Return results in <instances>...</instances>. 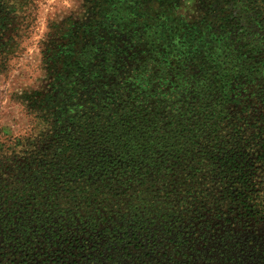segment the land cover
<instances>
[{
  "label": "trees",
  "instance_id": "trees-1",
  "mask_svg": "<svg viewBox=\"0 0 264 264\" xmlns=\"http://www.w3.org/2000/svg\"><path fill=\"white\" fill-rule=\"evenodd\" d=\"M83 11L41 44L45 86L17 96L28 128L0 134V253L55 243L64 222L71 242L100 241L107 199H132L118 201L148 264L176 262L207 209L264 217V0H85ZM20 21L0 0L2 72Z\"/></svg>",
  "mask_w": 264,
  "mask_h": 264
},
{
  "label": "rangeland",
  "instance_id": "rangeland-1",
  "mask_svg": "<svg viewBox=\"0 0 264 264\" xmlns=\"http://www.w3.org/2000/svg\"><path fill=\"white\" fill-rule=\"evenodd\" d=\"M17 8H20V30L21 35L18 40L20 43L17 51L11 56L10 68L8 71H0V134L16 135L20 131L28 128L29 119L25 111L17 102V96L24 91L39 90L45 86V74L42 70V42L46 34L50 32L51 26L67 21L70 15L79 17L83 14L85 0H10ZM187 17L194 16V5L188 6ZM264 183V179L262 180ZM262 196V192L260 193ZM264 195V192H263ZM192 194L190 203H196ZM138 204V203H137ZM116 210V209H114ZM202 215L211 219L209 226H201L206 235L197 243L194 250L216 252L212 253L209 258L220 259L222 261H202L203 264H264V223L259 226L247 224L243 215L233 210V213L217 214L213 209H207ZM125 230L131 227L130 222L125 223ZM124 232L123 229H120ZM184 234L186 231H183ZM182 246L186 249L191 245V239ZM224 240V241H221ZM221 241V242H220ZM216 242H219L216 243ZM229 246L217 251L222 243ZM235 244L236 246H233ZM67 246V245H66ZM31 247V246H30ZM33 248V247H31ZM60 256H54L52 263L64 261L67 254L62 253ZM83 247L76 248L72 251L71 262L77 264L82 258ZM224 252L225 255H220ZM43 257L40 260H46ZM225 260V261H224ZM201 263V262H200ZM201 263V264H202ZM0 264H19L9 256Z\"/></svg>",
  "mask_w": 264,
  "mask_h": 264
},
{
  "label": "flooded vegetation",
  "instance_id": "flooded-vegetation-1",
  "mask_svg": "<svg viewBox=\"0 0 264 264\" xmlns=\"http://www.w3.org/2000/svg\"><path fill=\"white\" fill-rule=\"evenodd\" d=\"M107 199V198H104ZM140 199V200H138ZM118 200H122V202H124V204L126 205L128 202L131 203L132 199H129L127 197H122V199H118ZM117 199H112V202H109L108 199L105 200L104 205H108L110 207H108L109 209V213L103 211V216H110V218H112V220H108L109 223H105V225L107 226L108 231H106L104 233V237L106 238H101L100 241H95V242H85V241H80L77 242H71L70 239L72 236H76V229L73 226L74 223L73 222H64L63 225H60L58 227H55V234H56V238L57 241L55 243H51V244H44V246L39 245L38 241L34 240H30L29 243L26 242L28 241L25 239V241L23 242V245L26 244L29 247V250L27 248L24 247V249H21L20 254L18 255H10L7 252H2L0 253V263L3 262L4 259H7V256H9L11 259H13V261L15 262V260L18 262L19 264H54L52 263V258L54 256H60L61 253V249H63L62 253H66V259L64 261L61 262H57V264H73L71 262V259L73 257V255H71L72 251L76 248H81L83 247L84 252H82V258L80 259L79 262H77V260H75V262L77 264H148L146 263L148 258L145 257H141L140 255H137L139 253H144L146 252V248L145 247H150L149 243L147 241H143L141 238L135 240L133 235H132V225L128 230H125V223H129L130 220H132V218L130 217H123V212H121V208H126L125 210L129 211L127 209V207H125V205L123 204H119V201ZM136 200V202H135ZM141 200H145L142 197H134V202H132L133 204H139L141 202ZM146 201L150 204V205H146L145 207L147 209H151V200H147ZM115 205H120L119 207H114ZM124 206V207H122ZM116 209V210H114ZM214 210V209H213ZM235 211V209H233ZM210 211V210H209ZM224 213L225 215L228 214V212L233 213V211H228L226 208H224ZM118 212V213H116ZM215 212V211H214ZM239 212V211H236ZM115 213V214H113ZM240 213V212H239ZM94 214H96V212H94ZM199 217H203L202 221H203V226H209V224L211 223V219L210 218H206L205 216H203L202 214ZM196 216V218H199ZM244 219L247 220V224L253 225V226H259L261 224L264 223V217H258L256 220L251 219L250 217H243ZM186 225H189V222L185 221ZM130 224H132L130 222ZM96 226V225H95ZM93 226V227H95ZM159 227V229H162L163 227L161 225H159V222L155 225L154 228ZM181 228V227H180ZM96 229V228H95ZM94 228H92L93 231H95ZM120 229H123L124 232H121ZM173 236L175 237V234L180 233V231H176V229H173ZM184 231V230H183ZM182 231V233L184 234V232ZM186 231V230H185ZM160 233V232H159ZM187 233V231H186ZM185 233V234H186ZM200 233L202 234V237H200L199 239H195L196 241L190 242V246L187 248L186 253H184L186 251V249L182 246V244H186L189 242V240H184L186 239H190L188 237H185L182 239H177V244L179 245L177 247V251L181 252V255L176 257L175 259H177L176 262H179V264H201L202 261H207V259H209L210 255L212 253H216L213 252V250H210L211 253L207 254V252L210 251H202L199 252L198 250H194V247L197 245V243L199 241H201V239L204 237V235H206V232L203 231L202 227H201V231ZM123 234H126L127 236V240L121 243H118L116 240H113V238H116V236H122ZM162 234V233H161ZM184 234V235H185ZM107 237H109L108 240ZM123 237V236H122ZM89 238V236H86L85 239L87 240ZM112 238V239H111ZM130 238H132L133 240H131ZM196 238V237H195ZM62 240V241H61ZM224 241V240H221ZM220 241V242H221ZM21 242V244H22ZM152 243V242H151ZM182 243V244H180ZM219 244V242H216ZM15 245V243H13L12 241L9 242V245ZM127 244V245H126ZM168 244V241L165 242L163 240V247L165 248L166 245ZM67 245V246H66ZM33 248H31V247ZM229 246L228 244H225L224 242L216 249L218 251L222 250L226 247ZM233 246H236L235 244H233ZM237 247V246H236ZM14 250V247H12ZM13 252V251H11ZM14 252H16V250H14ZM129 252L131 254H129ZM36 253L38 255H36ZM22 254H26V256H22ZM122 255H125L126 257L123 258ZM220 255H225L224 252H220ZM43 257H47L46 260L41 261L40 259ZM52 257V258H51ZM211 261H222L220 259H212ZM225 261V260H224ZM246 261V260H245ZM171 264L176 263L175 261H170ZM201 262V263H200ZM203 264V263H202Z\"/></svg>",
  "mask_w": 264,
  "mask_h": 264
}]
</instances>
